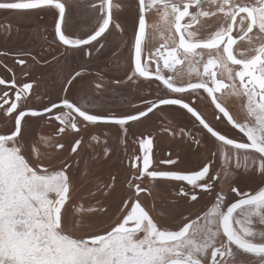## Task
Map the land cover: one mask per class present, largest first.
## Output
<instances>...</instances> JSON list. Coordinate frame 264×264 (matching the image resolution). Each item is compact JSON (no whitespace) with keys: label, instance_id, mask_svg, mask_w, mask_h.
I'll return each mask as SVG.
<instances>
[{"label":"snow or ice","instance_id":"snow-or-ice-1","mask_svg":"<svg viewBox=\"0 0 264 264\" xmlns=\"http://www.w3.org/2000/svg\"><path fill=\"white\" fill-rule=\"evenodd\" d=\"M203 2L139 0L140 14L134 24V42L131 45L129 81L135 83L134 78H144L150 83L159 81L167 93L187 94L190 102H185L182 96L166 93L156 99H144L142 104L147 107L134 114L115 116L89 114L86 106H79L66 97L59 102L52 101L41 109L20 107L17 112L22 99L27 103L33 84L18 85L15 79L7 81L0 78V85L6 86L0 94V108L8 105L5 109L8 115L17 113L13 117L14 129L9 134H0V264H241L236 259L233 245L243 253L264 260V230L254 228L256 224L264 225V188L250 194L229 184L232 171H256L257 161L259 174L264 175V35H261L264 34V0H256L255 3L222 0L216 6L217 11L223 13L224 26L205 39L193 40L194 33L185 35L191 24L182 27L181 21L189 16L192 21H197L200 16L217 15V12L204 11ZM212 2L216 3V0ZM45 8L58 10L55 33L60 43L74 50H83L89 56L92 50L100 52L105 47L108 40L105 34H110V25L121 28L112 17V0H101L99 22L84 38L66 35L70 16V12L66 15V9L70 8L67 0H0V10L25 12ZM91 8L96 9L97 5L92 4ZM153 8L164 13L166 23L174 24L179 41L173 40L172 47L161 45L145 56L144 37L148 27L145 13ZM190 8L197 11L190 12ZM234 27L239 28L238 38H247L250 45L253 36L249 34L254 29L258 30L257 38L261 43L250 48L251 55L234 54L233 45L237 40L232 35ZM85 46H90L87 51ZM197 49L207 50L206 62L204 52ZM165 50L171 63L165 58ZM16 62L25 64L24 60ZM186 62L188 79L178 81L181 70L176 66ZM229 62L240 67L233 69L228 66ZM165 69L171 74H166ZM80 75L79 71H75L67 84L72 85V81ZM96 87L99 89L100 85ZM8 88L15 89L14 100L10 98ZM201 89L211 98L218 114L222 113L228 124L246 137L247 142L229 138L226 132L222 133L202 116L197 108ZM63 91L68 93L69 89L66 87ZM216 93L222 95L217 96ZM224 95L246 98L247 112L254 123H242L235 119L223 103ZM161 106H179L195 117L210 138H214L212 144L219 153V170L213 167L214 161L209 160L195 172L149 171L152 139L148 137L141 141L143 157L137 156L132 163L138 171L135 179L140 180L147 175L153 179L186 182L193 191L180 186L177 195L195 202L193 208L202 198L196 189L201 193H210L216 184L223 182L234 194L232 202L221 188L214 193L215 200L207 210L192 219L186 217V222L177 226L178 230H168L158 227L140 200L136 199L130 211L104 234L87 238H73L66 234L64 226L68 212L65 205L70 200L68 170L72 165L66 163L60 170L50 172L43 161L33 163L25 152L27 126L31 118L55 119L61 125L59 133H64L69 127L79 133L77 116L82 118L81 123L115 124L127 132L133 122H145L142 118L149 117V113H154ZM217 119H220L219 115ZM205 139L207 141L208 137ZM80 144L81 140L76 139L71 152L76 153ZM58 147L63 148L64 145ZM217 152H213L212 156H216ZM160 163L173 165L177 161L167 159ZM134 187L137 197L145 191L139 184ZM124 207H129L127 202Z\"/></svg>","mask_w":264,"mask_h":264},{"label":"rangeland","instance_id":"rangeland-1","mask_svg":"<svg viewBox=\"0 0 264 264\" xmlns=\"http://www.w3.org/2000/svg\"><path fill=\"white\" fill-rule=\"evenodd\" d=\"M117 1L114 7V21L119 23L121 28L117 29L113 25L109 29L110 34H105L108 37L105 47L100 52L92 50L90 59L83 50H74L60 44L55 33L58 10L54 8L31 11L27 22L15 23L13 34L20 38L14 44L16 52L30 49L39 53L40 45L46 43L47 47L44 50L45 54L42 55L46 66L30 69L29 81L33 84V89L27 103L20 102L18 111L20 107L41 109L52 101L58 102L66 97L75 99L83 105L88 104L95 113L101 115H125L138 111V108L134 107L138 101V86L114 83V80L121 82L130 73L131 45L134 42V24L138 18V1ZM67 3L70 8L66 10V15L70 12V16L66 35L71 38L86 37L99 22L101 16L99 4H95L97 8L92 9V4L78 3L75 0H68ZM12 13L0 11V14ZM0 20L5 19L0 17ZM29 36L30 44L27 45ZM89 47L85 46L86 51ZM79 70H85L86 73L79 78L77 94L72 95V89L77 83L69 86L67 81ZM102 73H106L108 82H103ZM97 84L100 85L99 89L96 87ZM66 87L69 89L68 93L63 91ZM16 114L15 112L12 116ZM13 117H7L6 113L0 110V134L14 129ZM99 124L102 126V123ZM54 126L55 123L48 121L47 118H31V123L27 126L25 152L33 163L43 161L50 172L60 170L66 163L72 165L68 170L70 200L65 205L68 212L64 226L66 234L73 238L104 234L120 221L136 198L146 205L159 226L168 230H178L177 226L186 222V217L192 219L196 215L191 213L196 207L192 208L189 198L177 195L181 185L167 183L168 185L164 184L160 190H155L160 182L128 180L129 169L120 160L124 147L120 143L118 131L121 128L118 125L116 127L114 124H108L107 128L103 129L102 126L103 128L89 134L90 141L85 144L88 150L77 160L71 153L72 139L54 140ZM137 127L138 123L136 127L130 128L132 134L126 140V147L134 145L132 141L135 135H138ZM58 144H63L64 147L58 150ZM107 147L111 149L110 156H105ZM164 151L163 149L162 152ZM111 158L117 161V166L110 164ZM194 167L184 165L177 169ZM121 170L127 173L124 181L119 179ZM135 184H139L146 192L137 197ZM262 185L260 179H253L249 184L238 182L242 192L256 191ZM228 198L231 202L232 197ZM125 202L128 203V208L124 207ZM180 202L186 208L173 210ZM254 228L257 231L264 230V225L256 224ZM140 236H143V233H140ZM236 256L241 264H264V260L253 254L237 251Z\"/></svg>","mask_w":264,"mask_h":264},{"label":"flooded vegetation","instance_id":"flooded-vegetation-1","mask_svg":"<svg viewBox=\"0 0 264 264\" xmlns=\"http://www.w3.org/2000/svg\"><path fill=\"white\" fill-rule=\"evenodd\" d=\"M70 1V0H69ZM78 3H84V4H99L101 3V0H75ZM138 1V18L140 14V4ZM60 2H66V0H60ZM68 2V0H67ZM117 0H112V17L114 20V7L117 4ZM178 2H187V0H178ZM222 2V0H216V3H213L212 0H204L203 2V10L209 11V12H217V15L215 16H200L197 21H192L191 17H185L181 21L182 27H184L187 24H191V27L187 29V32L185 35L187 36L188 33H194V35L191 37L193 40H200L205 39L207 36L211 35L215 31L220 30L221 27L224 26V19H223V13H220L217 11V3ZM247 2L255 3L256 0H247ZM67 10V9H66ZM4 13L7 12H13L16 14L10 15V14H0V17L4 18L5 20H0V78H3L7 81H12L13 79L16 80L18 85H22L23 83H31L29 81L30 78V69H36V68H43L46 66V61H43L42 55L45 54V49H47L46 43H43L39 46V53L32 52L30 49L25 50L23 52H16L15 51V43L19 41V36H15L13 33V28L15 26V23L27 22L28 21V15L31 11L36 10H27L25 12H16L11 10H0ZM190 12L197 11L195 8H190ZM164 13L157 12L155 8L151 9L150 11H146L145 18L147 22V29L146 34L144 37V46H145V56L148 55L149 52H155L157 48H160L161 45L167 44L169 47L173 46V40H175L177 43L179 41V34L175 33V27L174 24L169 25L164 20ZM237 20H239V17H237ZM113 25H110L111 29ZM257 29L253 30V33H250V36H253V43L250 45L247 41V38L244 40H240L238 38L239 35V28L234 27L232 35L234 37H237L236 44L233 45V51L234 54L239 56L240 53H243L244 55H251L250 48L253 46H259L261 43V40L257 38ZM108 34V33H107ZM106 34V35H107ZM264 35V34H261ZM45 37V35H43ZM58 39V38H57ZM59 41V40H58ZM27 45L30 44V36L29 39L26 41ZM61 44V43H60ZM88 46H86L87 48ZM21 50V49H20ZM197 51H203L204 52V61L208 59L207 50H201L197 49ZM92 55H87V58H91ZM132 56V53H131ZM35 57V59H33ZM131 58V57H130ZM165 58L169 59V62L171 63V58L167 57V52L165 50ZM17 60H24L25 64L20 65L16 61ZM161 65H163V59H161ZM229 67L233 69H238L240 66L238 65H231L229 62ZM178 70H181V77H178V81L182 78L184 81H187L188 76V67L187 62L182 65L176 66ZM200 71H203V65H200ZM81 75L76 78V80L72 81L76 85L72 89V95L77 94V87L79 85V78L82 77L86 71L85 70H79ZM130 72V71H129ZM166 74H171L168 72L167 69H165ZM75 73H73L74 75ZM130 74V73H129ZM128 75V74H127ZM102 80L103 82H108L109 79L106 75V73H102ZM195 79V76L192 77ZM135 83L132 81H129L127 77H125L121 82L115 81L114 83L116 85L119 84H125V85H137L138 86V101L135 103L134 107L138 108V110H141L143 108H146L147 106L142 104V101L144 99H156L160 95H164L167 93V90L164 88V86L159 82H149L147 79L144 78H134ZM225 82L227 83V79L225 77ZM238 83V81H237ZM70 86V85H69ZM5 85H0V94H2L3 90L5 89ZM10 98L14 100L15 98V89L8 88ZM31 94V92H30ZM30 94L28 98L30 97ZM168 95H174V96H182V98L185 100V102H190V99L187 94H171L167 93ZM217 96H221L222 93H216ZM27 98V99H28ZM71 99V98H69ZM63 100V99H62ZM74 102H76L79 106H86L85 110L89 114H97L92 110V107L88 104H82L80 102H77L75 99H71ZM22 99L20 102H23ZM59 102V101H58ZM223 103L225 104L227 110L229 113L237 120H239L242 123H254L251 117H249L247 108H246V98H242L236 95H224L223 96ZM8 107V105H5L4 108H0L1 111L5 112V109ZM19 107V106H18ZM198 111L202 114V116L210 122L214 127H216L218 130H220L222 133L226 132L229 136V138L236 139L241 142H247V138L243 137L241 133L238 132V130L233 129L231 125L228 124L227 119L223 117L222 113L218 114L217 109L215 106L211 103V98L207 96V93L204 92L203 89L200 90V97H199V103L197 105ZM18 111V109H17ZM6 113V112H5ZM15 112H13L11 115H7V117H13ZM135 113V112H134ZM132 113V114H134ZM51 115V114H49ZM114 115V114H112ZM217 115H219L220 119H217ZM120 116V115H115ZM150 117V118H149ZM149 117H144L142 120L145 122L141 123L139 121L132 123V128L136 127L138 123V135H135L134 145L131 147H126V140L130 136L131 131L130 128H128V131L125 132L124 130L120 129L119 136L121 139V144L124 147V153L123 156H121L120 160L124 164V166L129 169L130 172L128 180L136 181V182H160L155 190H160V188L167 183L171 185H181L185 188V190L191 192L193 189L190 185H187L186 182H177V181H169L163 178H156L153 179L147 175L142 177L140 180H136L135 176L138 174L137 169L132 167V163L136 160L137 156L143 157V149L141 147V141L151 137L152 144L149 146L150 150V159L151 164L149 167V171H152L153 169L157 171H180V172H195L198 171L202 165L212 160L214 161L213 167L217 168L219 170V153L217 152V149L212 144V140L214 138H210V134L206 133V130L202 128L201 125H199V122L195 120V117H192L190 113H188L185 109L180 108L179 106H161L160 108H157L154 110V113H149ZM38 118V117H37ZM47 118V117H44ZM77 124L80 128V132L76 133L71 130V128H67L64 133H59L58 129L61 125L58 124V122L55 119H48V121L55 123V135L54 140H62L65 138V140L72 139V145L75 143L76 139L81 140V144L79 148L77 149L76 153H72L75 160L80 159L79 156H83L85 151L88 150L86 148V143L90 141V136L92 132L97 130L98 128L102 127L103 129L107 128V123H102V126L100 124L91 125L86 124V122L81 123L82 118L77 116ZM115 125V124H114ZM117 127V125H116ZM45 129V127H44ZM4 133V134H9ZM206 137H208L206 141ZM199 140L200 143L197 144L196 141ZM60 145V144H58ZM62 148L58 147V150H61ZM165 150L162 152V150ZM213 152H217L216 156H212ZM169 153L171 155H169ZM174 153H176L174 155ZM58 155V154H56ZM111 155V149L107 147V153L105 156ZM104 156V157H105ZM112 159V158H111ZM114 159V158H113ZM111 160L110 163L112 166H117V161ZM167 159H174L177 161L176 164L168 165V164H162L160 163L161 160H167ZM141 167H142V159H141ZM189 165V166H195L192 169H185L180 170L177 169L180 166ZM255 170L249 169V171H244L243 169L234 170L232 171L231 179L229 180V184L231 186L238 187V182H244L246 184H249L253 179L259 180L263 182V185L260 188H264V175L259 174L258 169V161L257 165L255 166ZM124 170V169H122ZM119 174L120 181H124L126 178V171H122ZM128 172V173H129ZM211 174V173H210ZM256 176V177H254ZM223 188V191L228 197H233L234 194L230 192V189L228 185L224 184L223 182L216 184L213 192L210 193H201V190L196 189L198 195H202V198L200 199V202L196 204V208L192 209V214H201L203 211L207 210L208 206L212 205L215 200L214 193L219 192ZM240 190V189H239ZM258 190V189H257ZM145 191L141 192L143 194ZM148 192V191H147ZM255 191H245V193H254ZM136 195V191H135ZM188 198V197H185ZM137 199V198H136ZM135 199V200H136ZM133 199V202H135ZM141 202V201H140ZM232 202V201H231ZM189 203L192 205L195 203L189 199ZM142 206L145 208L146 211H148L146 205H144L141 202ZM176 208H186L185 205H183L181 202L178 206L174 207L173 210H177ZM193 208V207H192ZM130 211V208L129 210ZM150 217L153 219V221L159 226L157 221L154 219L152 214L148 212ZM194 218V217H193ZM233 251L235 255L237 254V251H241L238 248H236L235 245L232 246ZM242 252V251H241ZM247 254V253H246ZM251 255V254H250ZM237 257V256H236Z\"/></svg>","mask_w":264,"mask_h":264},{"label":"water","instance_id":"water-1","mask_svg":"<svg viewBox=\"0 0 264 264\" xmlns=\"http://www.w3.org/2000/svg\"><path fill=\"white\" fill-rule=\"evenodd\" d=\"M111 13H112V9H111ZM146 14V13H145ZM60 42V41H59ZM65 46V45H64ZM68 47V46H67ZM102 123V122H101Z\"/></svg>","mask_w":264,"mask_h":264}]
</instances>
